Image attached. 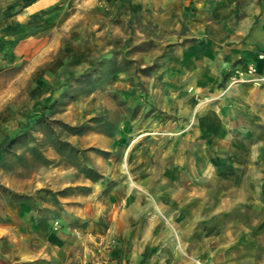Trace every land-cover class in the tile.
Masks as SVG:
<instances>
[{
    "label": "rangeland",
    "instance_id": "1",
    "mask_svg": "<svg viewBox=\"0 0 264 264\" xmlns=\"http://www.w3.org/2000/svg\"><path fill=\"white\" fill-rule=\"evenodd\" d=\"M257 23L264 0H0V264H264V144L228 117L264 84L235 55Z\"/></svg>",
    "mask_w": 264,
    "mask_h": 264
},
{
    "label": "crops",
    "instance_id": "2",
    "mask_svg": "<svg viewBox=\"0 0 264 264\" xmlns=\"http://www.w3.org/2000/svg\"><path fill=\"white\" fill-rule=\"evenodd\" d=\"M253 16L246 18L248 22ZM245 35V42L236 45V56L242 57L246 62H254L259 70H264V29L257 23L249 28ZM228 117L236 118L238 113V125L244 127L246 132L254 133L264 144V84L255 86L242 82L235 84L229 91ZM236 113V114H235ZM235 114V116L233 115Z\"/></svg>",
    "mask_w": 264,
    "mask_h": 264
},
{
    "label": "built area",
    "instance_id": "3",
    "mask_svg": "<svg viewBox=\"0 0 264 264\" xmlns=\"http://www.w3.org/2000/svg\"><path fill=\"white\" fill-rule=\"evenodd\" d=\"M246 72L251 75L250 79L255 81L256 83L259 84L260 82L264 81V75H255L256 69L254 66L249 65L246 68Z\"/></svg>",
    "mask_w": 264,
    "mask_h": 264
}]
</instances>
